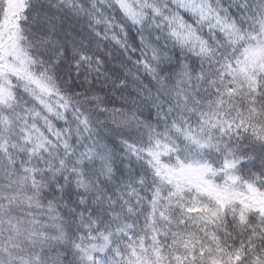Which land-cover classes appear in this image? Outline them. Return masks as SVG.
Masks as SVG:
<instances>
[{
    "label": "snow or ice",
    "instance_id": "6c2138e0",
    "mask_svg": "<svg viewBox=\"0 0 264 264\" xmlns=\"http://www.w3.org/2000/svg\"><path fill=\"white\" fill-rule=\"evenodd\" d=\"M0 264H264V0H0Z\"/></svg>",
    "mask_w": 264,
    "mask_h": 264
}]
</instances>
